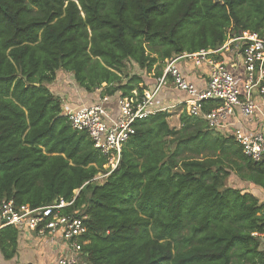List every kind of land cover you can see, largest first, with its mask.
<instances>
[{
  "label": "trees",
  "instance_id": "trees-1",
  "mask_svg": "<svg viewBox=\"0 0 264 264\" xmlns=\"http://www.w3.org/2000/svg\"><path fill=\"white\" fill-rule=\"evenodd\" d=\"M241 31L264 37V0H0V202L74 200L63 213L87 216V264H261L264 203L226 181L264 189V159L200 119L182 114L178 130L158 112L97 182L107 158L47 87L63 70L89 92L143 95L140 76L123 77L130 64L152 73ZM18 236L0 229L6 259Z\"/></svg>",
  "mask_w": 264,
  "mask_h": 264
},
{
  "label": "built area",
  "instance_id": "built-area-1",
  "mask_svg": "<svg viewBox=\"0 0 264 264\" xmlns=\"http://www.w3.org/2000/svg\"><path fill=\"white\" fill-rule=\"evenodd\" d=\"M228 54L233 58H222ZM236 55L243 62V90L237 85L236 66L232 62ZM184 59H194L198 63L205 62L210 65L205 89L198 90L184 78L178 66ZM163 73L162 79L153 90H146L143 95L134 91L131 96H119L117 115H113L106 108V103L110 101L109 96L66 114L72 128L87 133L94 147L107 158L106 173L99 174L95 181L105 180L117 168L124 146L136 134L137 123L158 112L178 109L181 114L204 119L210 130L217 129L221 119L234 114L236 108H240L242 114L251 119L255 118L257 112L264 116V37L258 33L241 31L229 37L216 49L176 56L166 61ZM167 77L173 79L177 90L188 93L190 98L159 108L156 99L165 86ZM209 101L219 104L205 112V103ZM234 138L244 155L256 162L264 159V135L250 136L237 130ZM73 204L74 200L58 198L51 205L34 209L30 205H17L12 200H4L0 202V229L15 226L24 231L37 232L53 244L59 241L62 252L56 264H87L83 252L86 242L82 240L88 231L87 216L82 213H63L64 209ZM58 234L61 236L60 240L56 238ZM253 236L260 242V250L263 252L261 264H264V231L253 233Z\"/></svg>",
  "mask_w": 264,
  "mask_h": 264
},
{
  "label": "crops",
  "instance_id": "crops-1",
  "mask_svg": "<svg viewBox=\"0 0 264 264\" xmlns=\"http://www.w3.org/2000/svg\"><path fill=\"white\" fill-rule=\"evenodd\" d=\"M222 58L231 59L233 57L228 54L224 55V57L222 56ZM232 62L236 66L235 73L237 76V85L241 90H243L245 72L242 59L239 55H236ZM178 64L182 75L189 83L193 84L198 90H203L207 87L209 73L211 70L209 64L205 62L198 63L194 59H184ZM135 67V72H140L132 74L141 77L143 80L141 87L145 86L146 90H153L163 77V75L161 77H154V74L152 75L151 73H146L139 67ZM58 72L59 71H57L56 74V80L50 84H47V87L54 95L61 99L62 111L64 115L80 106L97 103L105 96L110 97V101L106 103V108L113 115L119 114L118 97L124 96L122 91H117L114 95H112V98L111 95H104L103 89L89 92L76 82L74 76L71 73L65 72L68 74V76H66L64 74L59 75ZM165 81V86L162 87L156 99L157 106L159 108L175 105L179 101L189 100V94L177 90L171 77H167ZM256 100L258 99L256 98ZM218 104L219 103L214 101L206 102L204 111L208 112L211 109L217 107ZM262 112L264 113V108H262ZM169 114L170 117L168 118V122L169 120L176 118L177 125H174V129L180 128V117L182 115L181 112L173 110L170 111ZM172 114L174 116H172ZM197 119L202 120L207 126L204 119ZM237 130H241L250 136L257 134L264 135V116L260 112H257L255 118L251 119L245 117L242 114L240 108H236L234 114L223 117L220 121V126L217 129L211 131L219 134L223 138H229L234 137V134ZM239 179L241 183L239 190L254 195L258 200L260 199L259 201L261 203H264V189H262V187L252 183L246 184L244 181L242 182L241 178ZM243 185L247 187V190L243 189ZM16 229L19 232L16 254L12 258L6 259L0 249V264H56V258L58 257L59 253L62 252L59 241L53 244L52 242H48L45 237L41 236L37 232L24 231L19 227H16ZM59 234L56 235L58 240L61 239Z\"/></svg>",
  "mask_w": 264,
  "mask_h": 264
},
{
  "label": "rangeland",
  "instance_id": "rangeland-1",
  "mask_svg": "<svg viewBox=\"0 0 264 264\" xmlns=\"http://www.w3.org/2000/svg\"><path fill=\"white\" fill-rule=\"evenodd\" d=\"M233 30H229V33H231ZM135 68L136 67H134L133 65H131L130 64V66H129V68L127 67V69H124V74H123V77L125 78V76H127V74L128 73H138V72H140V71H138V72H135ZM164 69H165V64H162V62H159L158 64H156L155 66H154V68H153V71H152V75L155 77L156 75H158V73L159 72H164ZM147 73V72H146ZM58 74L59 75H66V76H68V74L67 73H65V71H63V70H59V72H58ZM133 75V74H132ZM70 76V75H69ZM170 111H173V110H170ZM175 111H178V109L177 110H175ZM169 113V112H168ZM172 116H174L173 114H172ZM171 116V117H172ZM168 124H169V126L171 127V128H174V125H177L176 124V118H174V119H171V120H169V122H168ZM177 127V126H176ZM181 127H182V125H181V123H180V128H178V130L179 129H181ZM103 174H105V171L104 172H102L101 173V175H103ZM242 180V182L244 181L246 184H250V183H252V184H254L253 182H251V181H249V180H246V179H241ZM104 181V180H103ZM103 181H99V182H103ZM226 185L227 186H231V187H234V188H238V189H240V186H241V183H240V179H239V177H237L236 176V174H234V173H232L231 174V176L227 179V181H226ZM254 185H256V184H254ZM243 189L244 190H247V187L245 186V185H243ZM260 187V186H259ZM263 189V188H262ZM260 200V199H259ZM264 200V199H263ZM262 250V249H261ZM59 256H60V253H59V255H58V257L56 258V263H57V260L59 259Z\"/></svg>",
  "mask_w": 264,
  "mask_h": 264
}]
</instances>
